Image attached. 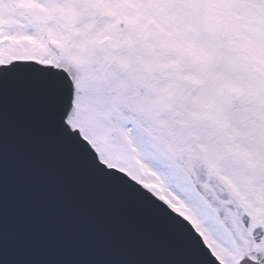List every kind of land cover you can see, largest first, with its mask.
Here are the masks:
<instances>
[{
  "label": "snow or ice",
  "instance_id": "obj_1",
  "mask_svg": "<svg viewBox=\"0 0 264 264\" xmlns=\"http://www.w3.org/2000/svg\"><path fill=\"white\" fill-rule=\"evenodd\" d=\"M13 122L167 251L90 254L37 225L11 254ZM0 219V264H264V0H0Z\"/></svg>",
  "mask_w": 264,
  "mask_h": 264
},
{
  "label": "water",
  "instance_id": "obj_2",
  "mask_svg": "<svg viewBox=\"0 0 264 264\" xmlns=\"http://www.w3.org/2000/svg\"><path fill=\"white\" fill-rule=\"evenodd\" d=\"M41 172L48 177L38 183ZM9 189L21 195L10 205L9 228H16L19 238L9 245L16 256L30 254L26 237L37 225H51L63 235L72 231L68 244L90 254L150 258L167 249L152 235V226L131 208L121 205L108 188L96 185L80 173L75 163L58 158L45 146L37 150L26 128L13 122L9 128ZM49 196L50 208L41 209L38 200ZM0 219V233L4 229ZM56 247L41 249L44 255L55 254Z\"/></svg>",
  "mask_w": 264,
  "mask_h": 264
}]
</instances>
